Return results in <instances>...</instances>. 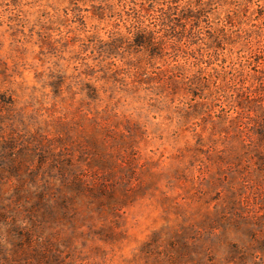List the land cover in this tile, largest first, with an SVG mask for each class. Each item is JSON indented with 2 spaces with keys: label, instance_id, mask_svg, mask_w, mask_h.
Masks as SVG:
<instances>
[{
  "label": "rangeland",
  "instance_id": "obj_1",
  "mask_svg": "<svg viewBox=\"0 0 264 264\" xmlns=\"http://www.w3.org/2000/svg\"><path fill=\"white\" fill-rule=\"evenodd\" d=\"M196 6L0 0V264H264V0Z\"/></svg>",
  "mask_w": 264,
  "mask_h": 264
},
{
  "label": "trees",
  "instance_id": "obj_2",
  "mask_svg": "<svg viewBox=\"0 0 264 264\" xmlns=\"http://www.w3.org/2000/svg\"><path fill=\"white\" fill-rule=\"evenodd\" d=\"M179 0H172L173 3L177 4ZM195 3L197 4L196 6V11L198 13H202L204 12L205 10V7H209L211 5L214 4V0H207V1H202V0H195ZM189 6V4H188ZM235 9L233 10H228L225 14V17L224 18H232L233 14H235L234 11ZM191 11V10H189ZM184 19L186 20L187 17H184ZM226 23L225 24H222V26H226V24L228 23L227 22V19L225 21ZM186 30L182 31L181 34H180V38L178 40L181 39V36L183 35V32H185ZM223 31V30H222ZM222 31H218V32H222ZM224 37V36H222ZM223 39V38H222ZM133 42L135 43V45L138 47V46H143V47H155L157 44L159 43H156L154 42V39L152 37L149 36L148 32H136L135 36H133ZM165 46V44H164ZM155 51V50H154Z\"/></svg>",
  "mask_w": 264,
  "mask_h": 264
}]
</instances>
